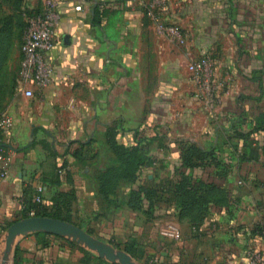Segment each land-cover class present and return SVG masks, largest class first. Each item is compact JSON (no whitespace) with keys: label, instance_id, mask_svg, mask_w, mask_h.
Segmentation results:
<instances>
[{"label":"crops","instance_id":"1","mask_svg":"<svg viewBox=\"0 0 264 264\" xmlns=\"http://www.w3.org/2000/svg\"><path fill=\"white\" fill-rule=\"evenodd\" d=\"M0 1L6 3L1 16L19 12L13 0ZM43 2L24 0L22 13ZM96 10L105 12L98 21ZM57 13L56 44L48 54L55 81L33 98L23 95L20 80L18 95H12L6 81L9 72L18 74L21 61L24 32L14 23L0 88V117L13 118L10 128L0 129V141L12 154L9 176L0 178V243L3 227L22 212L28 196L36 202L41 195L46 210L69 204L76 224L115 244L130 239L143 244L135 224L143 214L150 246L160 249L167 264H246L249 246L264 247V237L251 235L264 219V0H170L162 15L185 30V45L162 33L144 15L140 0H60ZM206 54L222 84L214 111L195 98L188 70L190 61ZM109 127L127 146L148 141L153 163L142 168L139 181L148 186L177 180L186 144L212 150L220 163L194 173L224 187L229 205L214 206L195 230L167 204L153 218L131 208L135 184L126 180L108 203L98 175L119 164ZM83 143H89L88 152L78 157ZM170 222L180 227L179 235L166 229ZM127 225L134 230L124 237ZM97 226L101 232L94 233ZM39 233L19 239L14 264H93L85 262L78 244ZM106 233L123 239L100 237Z\"/></svg>","mask_w":264,"mask_h":264},{"label":"trees","instance_id":"2","mask_svg":"<svg viewBox=\"0 0 264 264\" xmlns=\"http://www.w3.org/2000/svg\"><path fill=\"white\" fill-rule=\"evenodd\" d=\"M23 1L13 0V3H11L19 12L4 16L0 19V88H2L4 83L3 78L5 76L6 64L15 36L14 23L16 17L23 12L21 10ZM40 10L41 7L32 9L30 12L26 7L24 13L30 12L33 15ZM104 14L105 12L101 13L96 10L94 21H98ZM16 24L19 25L18 22ZM107 135L108 142L119 162L117 165L108 166L98 175L99 192L108 203L112 201L111 198L116 194V189L120 181L126 180L127 182L135 184L128 198V204L131 208L142 211L147 218H153L156 216L157 207L167 204V207L174 208L176 216L180 219L188 217L195 230H198L204 223L206 216L212 211L214 206L222 207L229 205L230 198L227 196L224 187L214 181L197 177L194 173L198 168H208L220 163L212 150H204L196 144H186L180 157L181 166L177 174V180L171 185L159 184L148 186L145 182L142 184L139 183L142 168H148L153 163L152 156L148 154V141L138 140L137 144L129 146L119 143L117 140V130L112 127L107 129ZM88 144L83 143L81 148L75 152L78 157L87 154L88 150L86 147ZM3 146L8 149L4 143ZM91 157L93 156L90 155ZM216 174L218 176H224V172H216ZM28 198L22 212L14 220L5 224L3 231L13 222L29 217L32 211L37 216H50L75 223L72 220L70 209L68 208L69 204L65 205V207L58 206V208L55 207L52 210H46L42 203L32 202L30 195ZM39 234L46 233L40 232ZM251 235L259 238L264 237L263 218L252 226ZM111 243L114 244L113 242ZM141 247L142 245L136 239H130L124 243V250L134 257L140 251ZM81 249L87 254L85 262L111 264L96 254L84 248Z\"/></svg>","mask_w":264,"mask_h":264},{"label":"built area","instance_id":"3","mask_svg":"<svg viewBox=\"0 0 264 264\" xmlns=\"http://www.w3.org/2000/svg\"><path fill=\"white\" fill-rule=\"evenodd\" d=\"M60 0H44L41 10L30 16L24 41L21 44V61L19 66V80L23 95L33 98L38 89L53 84L54 65L48 59V54L56 44V28L59 23L57 6ZM144 15L153 19L157 28L172 42L178 45L187 44V34L178 24L168 23L163 13L168 9L170 0H140ZM82 5L76 7L80 10ZM215 61L211 55H203L193 59L188 65L192 81L195 84V98L203 106L214 111L220 101L221 82L216 77ZM13 125V118L9 114L0 117V129L5 130ZM12 162L11 151L0 141V178L9 176ZM43 188H39L42 192ZM36 202H43L41 195L35 198ZM31 216H36L31 212ZM166 229L175 235L181 233L176 223H168ZM246 264H264V247L250 246L247 251Z\"/></svg>","mask_w":264,"mask_h":264},{"label":"water","instance_id":"4","mask_svg":"<svg viewBox=\"0 0 264 264\" xmlns=\"http://www.w3.org/2000/svg\"><path fill=\"white\" fill-rule=\"evenodd\" d=\"M44 232L66 238L112 264H140L130 253L104 241L78 224L50 216H29L13 222L5 231L0 264L14 261L20 238Z\"/></svg>","mask_w":264,"mask_h":264},{"label":"rangeland","instance_id":"5","mask_svg":"<svg viewBox=\"0 0 264 264\" xmlns=\"http://www.w3.org/2000/svg\"><path fill=\"white\" fill-rule=\"evenodd\" d=\"M11 2H10V4H11ZM4 5H6V3L0 1V7H4ZM40 5H41V1H40ZM27 8H28V10L30 12L32 11V9L29 6H27ZM30 12H27L26 14L22 13L19 16L16 17V21L19 24V32L20 33L24 32V34H25V32L27 30L28 23H27L26 18L27 17L30 18V16H31ZM3 16L4 15H2L1 18ZM24 34H23V36H25ZM23 38L24 37H22V40H19L20 41V47H21L22 42L24 41ZM6 79H7L6 81L8 82V88H10V90L12 92V95H18V93L20 91V88H21L20 87L19 78H18V74L16 72H13V73L10 74V72H9ZM77 220L79 221V218ZM135 221H136L135 224L137 226V231L141 233L140 234V241H143V244H142V247H141L140 251L136 254L135 257L134 256L133 257L140 264H167V263H165L166 261H164V259L161 256L160 249L158 250V249L154 248L155 246L154 247L150 246V241H149L150 238H148L149 232H150L148 230V220L146 221L145 216H143V214L140 213V214L137 215V218L135 219ZM131 226L132 225H129V226L127 225L126 228H125V231L124 230L120 231V232H123V231L125 232L124 237L128 236L127 234H130L129 232L134 230V228L131 227ZM98 228L99 227L97 226V229H93L94 233L101 232L100 230H98ZM100 237H102L103 239H106V240H110V239H113V238L116 237L115 238L116 241H118L120 239H123L122 236H119V235H115L114 237H111V233H106V235H103V236H100ZM3 238H4V233H3L2 239ZM157 240H160V238L158 237ZM120 242H123V240L120 241ZM3 246L4 245L2 244V240H1V243H0V262H1V249L3 248ZM115 246L116 247H120V249H124V244L123 243L115 244ZM254 246L261 247L260 245H255V244H254ZM248 248H247V251H248ZM246 256H247V253H246ZM10 264H14V261L10 262Z\"/></svg>","mask_w":264,"mask_h":264},{"label":"bare ground","instance_id":"6","mask_svg":"<svg viewBox=\"0 0 264 264\" xmlns=\"http://www.w3.org/2000/svg\"><path fill=\"white\" fill-rule=\"evenodd\" d=\"M10 264V263H9Z\"/></svg>","mask_w":264,"mask_h":264}]
</instances>
